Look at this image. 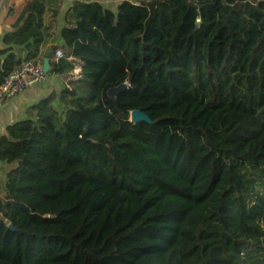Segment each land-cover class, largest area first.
<instances>
[{
  "label": "trees",
  "instance_id": "1",
  "mask_svg": "<svg viewBox=\"0 0 264 264\" xmlns=\"http://www.w3.org/2000/svg\"><path fill=\"white\" fill-rule=\"evenodd\" d=\"M60 1L2 37L81 72L0 137V264H264V0Z\"/></svg>",
  "mask_w": 264,
  "mask_h": 264
},
{
  "label": "crops",
  "instance_id": "2",
  "mask_svg": "<svg viewBox=\"0 0 264 264\" xmlns=\"http://www.w3.org/2000/svg\"><path fill=\"white\" fill-rule=\"evenodd\" d=\"M27 1L28 0H0V48L3 47V35L9 31L11 26L16 22ZM76 1H98L113 7L117 0H61L58 4L56 23H52L53 28H55L56 25L58 28L63 25V14L68 7ZM49 16L50 12L46 13L45 21L48 23ZM55 44L60 46L62 41L57 40ZM49 45L50 44H47L42 48L41 53L45 52ZM45 59V57L41 58V65ZM68 75L72 76L71 73ZM61 77H63V74L58 76L48 74L44 81L25 89L22 93L12 99L3 101L0 104V137L6 134V128L9 125L24 118L33 105L40 102L43 98L50 96L54 91L58 92L62 89L63 87H61V83L57 82V78ZM9 170V166L0 161V198L2 197L3 188L5 187L8 178L11 176Z\"/></svg>",
  "mask_w": 264,
  "mask_h": 264
},
{
  "label": "built area",
  "instance_id": "3",
  "mask_svg": "<svg viewBox=\"0 0 264 264\" xmlns=\"http://www.w3.org/2000/svg\"><path fill=\"white\" fill-rule=\"evenodd\" d=\"M62 55V51L57 49L54 58L59 59ZM77 66L80 71L81 64L79 63ZM47 76L48 74L44 73L41 64L33 61H23L0 84V104L5 100L18 96L25 89L44 81Z\"/></svg>",
  "mask_w": 264,
  "mask_h": 264
},
{
  "label": "water",
  "instance_id": "4",
  "mask_svg": "<svg viewBox=\"0 0 264 264\" xmlns=\"http://www.w3.org/2000/svg\"><path fill=\"white\" fill-rule=\"evenodd\" d=\"M42 68L45 74H49V64H48V60L45 59L42 62ZM81 71V68H80ZM127 84L123 83L120 84L117 87H113L111 89H109L107 91V96L110 98H114L119 92L123 91L126 88ZM129 122L135 124L137 122H146V123H153V121L143 112H141L140 110H133L130 112L129 114ZM52 217V216H51Z\"/></svg>",
  "mask_w": 264,
  "mask_h": 264
},
{
  "label": "rangeland",
  "instance_id": "5",
  "mask_svg": "<svg viewBox=\"0 0 264 264\" xmlns=\"http://www.w3.org/2000/svg\"><path fill=\"white\" fill-rule=\"evenodd\" d=\"M131 1H135V0H131ZM78 64L79 63H76L75 64L74 69L71 72L72 76L71 75H68V74H63V77L57 78V82H60L61 83V87L65 88V89H69V88H71V85H69V82L70 81H73V80H77L79 78L80 71L78 70V66H77Z\"/></svg>",
  "mask_w": 264,
  "mask_h": 264
}]
</instances>
